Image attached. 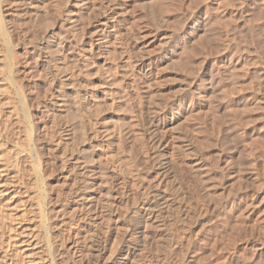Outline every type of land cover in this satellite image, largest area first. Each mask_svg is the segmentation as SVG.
<instances>
[{"label":"rangeland","instance_id":"374dc122","mask_svg":"<svg viewBox=\"0 0 264 264\" xmlns=\"http://www.w3.org/2000/svg\"><path fill=\"white\" fill-rule=\"evenodd\" d=\"M263 259L264 0H0V264Z\"/></svg>","mask_w":264,"mask_h":264},{"label":"bare ground","instance_id":"6f19581e","mask_svg":"<svg viewBox=\"0 0 264 264\" xmlns=\"http://www.w3.org/2000/svg\"><path fill=\"white\" fill-rule=\"evenodd\" d=\"M60 44V43H59ZM106 184V183H105ZM110 191V190H109ZM107 196V195H106ZM108 197V196H107ZM261 231V230H260ZM263 234V233H262ZM258 236H259V234H258ZM256 240V239H255ZM259 240V239H258ZM260 243H261V240H260ZM264 260V259H263ZM259 262H260V260H259ZM262 262V261H261ZM259 264V263H258Z\"/></svg>","mask_w":264,"mask_h":264}]
</instances>
